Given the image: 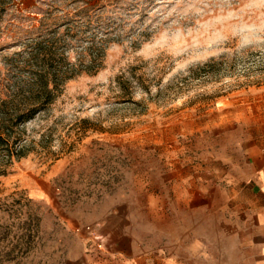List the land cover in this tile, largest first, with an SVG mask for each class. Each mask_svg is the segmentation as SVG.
Here are the masks:
<instances>
[{
    "label": "rangeland",
    "instance_id": "rangeland-1",
    "mask_svg": "<svg viewBox=\"0 0 264 264\" xmlns=\"http://www.w3.org/2000/svg\"><path fill=\"white\" fill-rule=\"evenodd\" d=\"M0 1L2 98L103 45L19 127L0 264H263L264 0Z\"/></svg>",
    "mask_w": 264,
    "mask_h": 264
},
{
    "label": "trees",
    "instance_id": "trees-1",
    "mask_svg": "<svg viewBox=\"0 0 264 264\" xmlns=\"http://www.w3.org/2000/svg\"><path fill=\"white\" fill-rule=\"evenodd\" d=\"M4 4V1H0V6ZM42 44L41 41L37 45L38 54L47 57L51 50H45L47 47ZM102 49L103 45L98 48L88 47L86 51L92 56L88 64L72 65L61 74L42 75L35 82L19 84L12 94L0 97V160H2L0 175L5 172L4 168L1 169L2 166H5L4 164L10 163L14 158L24 156V147L21 145L23 137L19 127H25L56 100L58 96L56 91L60 82L72 79L82 71L86 73L98 71L100 67L98 60ZM47 68L49 70V65ZM223 68L230 69L223 58L220 61L212 60L199 68L198 75L217 73Z\"/></svg>",
    "mask_w": 264,
    "mask_h": 264
},
{
    "label": "crops",
    "instance_id": "crops-1",
    "mask_svg": "<svg viewBox=\"0 0 264 264\" xmlns=\"http://www.w3.org/2000/svg\"><path fill=\"white\" fill-rule=\"evenodd\" d=\"M256 178H257V180L259 179V181L258 182L252 181L253 183L255 182L254 183L255 185L253 187L255 188V190H258V193L261 194V196L263 198V200H262L263 203L261 204L259 209H254L255 213H253L254 214L253 220H254L255 228H256V233H255L256 236L260 237L261 239L264 240V169H261L257 172ZM248 182H251V181H248ZM257 185H259V187H257ZM255 207H257V206H255ZM111 216L112 215H110V217L105 219V223H104V226L102 228V231L104 233H107L106 230L108 229V227L111 228L114 221L117 220L115 218H111ZM126 243H127L126 237L123 234H119L118 232L113 233V234H111V233L105 234V238L103 237V241L101 242L102 245L104 244L103 246L107 245L110 248H120L123 246V244H126ZM261 255L264 259V247H262ZM263 264H264V262H263Z\"/></svg>",
    "mask_w": 264,
    "mask_h": 264
}]
</instances>
